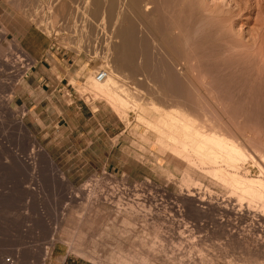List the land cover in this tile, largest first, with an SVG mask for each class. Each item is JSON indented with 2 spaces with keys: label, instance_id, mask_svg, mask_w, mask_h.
<instances>
[{
  "label": "rangeland",
  "instance_id": "rangeland-1",
  "mask_svg": "<svg viewBox=\"0 0 264 264\" xmlns=\"http://www.w3.org/2000/svg\"><path fill=\"white\" fill-rule=\"evenodd\" d=\"M8 1L2 0L6 5ZM73 1V6L79 4L78 11L62 15L55 12L59 0H10L16 27L32 29L48 40V65L57 82L62 73H68L62 82L66 100L63 106L58 103L56 113L42 105L36 109L40 118L32 115L25 80L34 61L24 53L20 35L0 34V264H8L7 260L14 264H264V247L249 255L236 251L232 217L228 219L232 221L221 222L223 218L215 213L198 215L178 197L179 189L199 190L208 200H222L225 194L194 161L180 163L177 157L170 158L167 149L152 145L153 128L137 120L140 109L147 119H156L145 95L137 93V98L144 100L140 104L138 99L140 112L129 107L120 117L90 87L97 71L110 73L104 55L95 52L101 51L107 40H117L116 26L105 18L108 32L102 33L97 24L102 17L96 18L99 22L90 15L86 19V5L82 0ZM146 3L152 9L144 14L150 15V20L163 17L161 25L167 28L168 37L179 39L174 44L181 50L175 57L176 70L182 68L178 72L183 74L176 73L190 76L194 95L202 98L198 106L201 114L197 108L195 116L208 123V128L230 137L238 129L249 133L251 146L264 154V0ZM54 13L63 17L54 21ZM4 27L6 23L2 33ZM157 39L155 44L163 45L167 57L175 55L174 45ZM14 42L23 50V59L15 52ZM192 79L202 82L196 85ZM74 103L82 108L83 116H77L73 106L66 107ZM85 137L89 142L87 163L80 165L77 151ZM49 153L56 155V160ZM171 163L185 170L179 168L175 176L166 170ZM81 188H87L90 198L86 193L79 195ZM76 193L78 197H74ZM132 211L138 216H132ZM44 249L48 256L41 258Z\"/></svg>",
  "mask_w": 264,
  "mask_h": 264
},
{
  "label": "bare ground",
  "instance_id": "bare-ground-1",
  "mask_svg": "<svg viewBox=\"0 0 264 264\" xmlns=\"http://www.w3.org/2000/svg\"><path fill=\"white\" fill-rule=\"evenodd\" d=\"M72 1L73 0H59V9L57 8V11L55 10V12L57 13L59 11L60 13H62V15L64 12L65 13L70 12L72 13V15H74V13L78 11L77 6L79 4L77 6L75 5L73 6L74 1L73 2ZM82 1L86 5L84 12L86 15L85 16L86 19L88 15H90L94 20H98L96 18L102 17L100 24L97 23L98 25H101L102 30L101 27L99 28L102 31V33L106 31L104 27V25H106L104 22L105 18L106 21H113V25L116 26L115 35L117 40L114 41L107 40L109 36L107 37V39L104 38V40L106 39L108 43L106 44L104 43L102 50L100 49L101 51L95 52V53L101 52L104 55L105 59L107 60V63L109 64L110 73H107L105 71L106 77L101 81L96 80V75H95L93 78L94 82L92 81L90 87L95 89L97 93L101 95V98L103 96V99L106 100V103L116 113V116L118 114L120 117L124 116V113L128 111L127 109H129V107L131 108L134 107L132 108L134 110L138 109L140 98L139 97L137 98L138 96L137 93H143L149 103L147 107L153 113L156 119L154 121L149 120L150 118L147 119L143 115V109H140L142 110L141 114L135 111L139 114L138 119L137 118L136 119L138 121H143L142 123H145L148 127L153 128L151 129L152 130L151 132L152 134L154 132L155 136H154V141L152 137H150L153 143L152 145L158 147L159 149H162L161 151L163 150L165 151L167 149L168 154L170 153L171 155V157L170 156L169 157L170 158L177 157L180 163L187 162L191 164L194 161L195 164L204 168V172L207 177L215 180L214 183L217 181V183L221 185L220 187H223V191L225 194L222 200L219 199L215 200L217 199L215 197L214 200L212 199L208 200L207 198H204V196L200 193L199 190L194 192L193 191L189 192L188 190L187 192H185L184 190L179 189L178 187L179 189L177 193L178 197L182 200V202L185 205L193 206L195 210L198 212V215L201 214L203 216H207L209 215V213H215L219 215V217L223 218L221 222L224 221L226 222L229 218L232 217L233 228H234L233 238L235 239V243H236V251L240 255H249V253L253 249L258 247H264V227H262L264 226V154H261L258 151H256L255 148L252 147L254 146V144L251 146V143L253 141H251L252 138L250 137L249 133H246L245 131L243 132L240 129H238V131H235V133L230 137L224 134L222 131L219 132L213 130L212 128H208L207 127L208 123L205 124L201 122L199 119L200 117L197 118V116H195L196 109L199 108L202 103V102L199 103L201 101L199 99L202 98L198 96L196 97V95H194V90L192 87L193 84L188 79V77L190 76L188 77H186L185 75H184L185 77H183L182 75L179 76L180 74H183V71L182 73H179L180 69L182 70V68L178 70L179 72L176 70L178 68L177 67L178 65L176 63L175 57L177 56V54H180L179 52H181V50L179 51L178 47H176V45L174 44H177L179 39L177 41V38L176 39L174 38L175 40H173L168 37L167 28L163 27L162 26L163 24L161 25V22L164 21L163 17L158 15L157 18L155 17L156 18L155 20H150V15L144 14V12L152 9L148 5L151 2L146 3L147 0H90L91 8L89 10L87 9L89 3L88 0H82ZM142 5L144 6L142 7ZM154 10L153 11L156 14L157 11L156 9ZM59 12L57 14H59ZM56 13H54L53 15L56 16V18L52 17L54 21H56L57 18L60 16L63 17L62 15H55ZM65 15L69 16L68 14ZM70 19H72V25H74L76 22L74 16L73 18ZM90 20L92 19L90 18ZM63 22L65 21L63 20ZM55 23L56 22H54V24ZM98 25L95 26L98 27ZM97 30L98 29H96V31ZM168 30L170 31V29ZM93 32L96 35L98 31L95 32L94 30ZM86 33L84 35H86ZM102 33L98 35H101ZM110 33L108 34L110 35ZM80 34L82 35V33ZM78 35L77 38L79 39L81 35L79 37ZM98 35L96 37H98ZM86 38L88 39V36ZM157 38L160 39L159 43L161 44L169 42L168 45L170 43L174 45V47L176 48L175 51H173L175 55L173 54L174 56L167 57L166 53L163 50L164 48L163 45L159 46L155 44V42H157L158 40ZM95 40L97 41L96 38ZM89 41L90 39L87 42ZM110 42H114V43L117 42V44H113L112 46V43ZM97 46H99V44ZM100 46H102V44ZM100 46L98 48H100ZM110 47H113V49ZM14 50L15 52H17V54L20 55L21 59H23L22 56L24 55L25 52L23 53V50L20 48V46L17 43L14 44ZM20 57L19 60H21ZM15 58L17 59L18 57ZM177 62H179L178 59ZM17 65H19V63ZM176 71L179 73V75H177L178 73H176ZM191 77H193V74ZM90 82L91 81H89V83ZM196 82H197L196 85H198V83H201L202 81L198 82L197 80ZM127 83L130 86H127ZM200 85H203V83ZM203 87L205 88V85H203ZM197 90L195 91L198 92L199 90H201V88L198 91ZM96 91H94V93ZM134 91H138V92L135 93ZM143 98L144 97L142 96V99ZM203 99L205 100V97H203ZM204 100H202L203 104L205 103ZM143 101H140V104H142ZM144 103L146 104L147 102L145 101ZM202 106L204 108V105ZM199 111L201 114L200 108ZM207 113L208 112H206V114ZM202 114L204 115L205 113ZM206 114L205 116L208 117L209 115ZM205 116L203 118L204 120L207 118V117L205 118ZM118 119L120 118L118 117ZM120 120L122 121V119ZM209 120L211 121V119ZM20 126L22 127L21 124ZM145 142L148 143L147 141ZM258 143H259L258 145L260 146L261 143L259 141ZM167 157L168 156H166V158ZM173 164L171 163L172 166L167 165L166 170L173 172L175 175V172L179 171L180 170L179 168H181L182 166L180 167L176 163L174 165ZM182 169L185 170V167L184 168L182 167ZM192 169L190 171L191 175L192 173H195L192 171L196 170L194 168ZM197 171L198 172L196 173H199V170ZM167 181L169 182V180ZM164 185L165 186L167 185L166 182ZM209 186H211V184ZM216 188L218 189L219 187ZM87 192L89 195V191L87 190V188H81V190H79V195L86 193L85 196H88ZM210 192H212V190ZM213 193L215 192L213 191ZM76 195L74 197H78V195L77 196ZM131 214L132 216H134L133 214L137 215L138 213L132 211ZM41 255H42L41 258L48 256V251L44 249Z\"/></svg>",
  "mask_w": 264,
  "mask_h": 264
},
{
  "label": "crops",
  "instance_id": "crops-1",
  "mask_svg": "<svg viewBox=\"0 0 264 264\" xmlns=\"http://www.w3.org/2000/svg\"><path fill=\"white\" fill-rule=\"evenodd\" d=\"M8 1V0H7ZM9 5L0 0V34L7 37H13L20 35L19 42L22 45L25 53L34 61L33 69L30 71L26 77V90L31 94L29 99L31 103L29 104L30 108H33L32 115L35 116L36 120L40 118V115L36 114V109L44 105L47 109H55V113L58 112L59 104L64 105V90L65 86L62 84L66 80L68 73H62L63 76L60 81L57 82L54 75L51 73L48 63V51H49V42L48 40L41 35L40 33L32 30L26 29L25 27L20 26L16 27V11L15 8L11 7L10 0L8 1ZM6 23L7 28L4 29L5 32L2 33L3 25ZM3 37V36H2ZM3 39V38H2ZM61 75V74H60ZM45 86L48 89H43ZM61 92V93H60ZM44 102V103H42ZM69 104L66 107H74V111L77 113V116H83L81 113L82 108L77 106V103ZM72 133V131L70 132ZM88 133H86L87 137ZM85 137L84 142L79 145V150L77 151V156L79 157L80 165L87 163L86 152L89 148V142ZM56 160V155H52Z\"/></svg>",
  "mask_w": 264,
  "mask_h": 264
},
{
  "label": "built area",
  "instance_id": "built-area-1",
  "mask_svg": "<svg viewBox=\"0 0 264 264\" xmlns=\"http://www.w3.org/2000/svg\"><path fill=\"white\" fill-rule=\"evenodd\" d=\"M106 77L105 69H100L96 73V80L101 81ZM8 264H14L13 261L7 260Z\"/></svg>",
  "mask_w": 264,
  "mask_h": 264
}]
</instances>
